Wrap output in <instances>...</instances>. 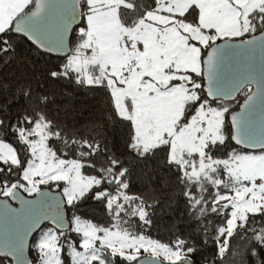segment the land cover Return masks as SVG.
<instances>
[{
	"label": "trees",
	"instance_id": "1",
	"mask_svg": "<svg viewBox=\"0 0 264 264\" xmlns=\"http://www.w3.org/2000/svg\"><path fill=\"white\" fill-rule=\"evenodd\" d=\"M38 1L31 0L11 26L0 31V141L10 145L18 156L17 162L0 157V198L15 205L14 190L19 189L27 196L23 172L30 160V145L25 135L33 137L36 128L43 126L48 150L57 159L77 161L82 165V176L99 180L76 201H65L70 229L59 232L48 223L43 225L61 235L62 241L77 243L82 239L74 231L73 221L79 219L92 222L102 231L142 236L183 254L179 261H163V264H264V204L250 211L243 225L227 233L232 212L227 202L233 191L231 182H227L226 168L220 166L209 178L194 179L186 175L179 163L169 160L168 144L139 154L134 149L133 123L120 115L108 84H85L68 69L70 55L87 40L86 15L92 11L88 0L79 1L81 21L72 33L67 57L43 52L12 31L14 22L32 11ZM121 1L125 6L119 7L117 15L124 28L136 27L163 2ZM198 15L193 6L182 17L194 25L198 24ZM248 20L246 33L240 39L263 32L264 3ZM214 44L202 48V59ZM193 80L199 82V97L186 104L180 125H187L204 103L225 113L223 139L206 147L207 157L223 162L239 154L263 152L238 147L229 123L232 113L240 109L253 89L245 87L231 101L210 100L204 91L203 75H194ZM217 180L222 183L218 184ZM64 184L52 181L41 185L40 191L59 192ZM53 185L57 186L56 190L52 189ZM42 229L33 235L30 264H40V253L32 242ZM100 256L104 264H137L146 257L128 259L106 247ZM62 257V264H75L68 254ZM0 264H13V261L0 254Z\"/></svg>",
	"mask_w": 264,
	"mask_h": 264
},
{
	"label": "rangeland",
	"instance_id": "2",
	"mask_svg": "<svg viewBox=\"0 0 264 264\" xmlns=\"http://www.w3.org/2000/svg\"><path fill=\"white\" fill-rule=\"evenodd\" d=\"M30 1L0 0V31L9 28ZM88 4L92 11L86 15L87 40L70 55L68 69L85 84H108L120 115L133 123L134 149L139 154L168 144L169 160L179 163L186 175L194 179L209 178L224 166L233 191L228 195L227 204L232 212L227 233L234 232L244 224L250 211L264 204V151L239 154L223 162L210 160L205 150L209 144L223 139L225 113L205 103L187 125H180L186 104L199 97V82L193 76L203 73L200 54L208 44L207 38L203 39L196 27L194 34H190V23L173 28L162 24L166 19L158 23L155 20L161 16L154 17L156 13H149L134 28H124L117 15L119 7L125 6L123 1L88 0ZM180 29L188 33L186 44L181 41L185 35ZM195 34L198 37L193 42ZM33 133V137L25 135L30 160L23 172V188L28 197L39 193L41 185L60 181L65 184L59 192L71 203L98 184L95 177L82 176L79 162L59 160L48 150L43 126ZM0 157L11 162L18 159L13 148L1 141ZM56 188L52 186L53 190ZM73 223L74 231L82 237L77 243L62 241L61 235L48 226L36 235L32 243L40 253V264H62V254H68L75 264L100 262L103 247L128 259L145 255L175 262L183 256L142 236L102 231L92 222L79 219ZM100 263L104 264L102 260Z\"/></svg>",
	"mask_w": 264,
	"mask_h": 264
},
{
	"label": "water",
	"instance_id": "3",
	"mask_svg": "<svg viewBox=\"0 0 264 264\" xmlns=\"http://www.w3.org/2000/svg\"><path fill=\"white\" fill-rule=\"evenodd\" d=\"M80 0H39L12 26L16 35L54 57H67L71 36L81 21ZM204 91L210 100L231 101L245 87L252 92L229 118L234 143L252 152L264 150V29L249 39H225L211 46L203 59ZM1 194V191H0ZM13 202L0 198V254L13 264H30L33 235L45 223L59 232L71 228L60 192L41 189L34 196L21 190ZM137 264H163L143 257Z\"/></svg>",
	"mask_w": 264,
	"mask_h": 264
},
{
	"label": "crops",
	"instance_id": "4",
	"mask_svg": "<svg viewBox=\"0 0 264 264\" xmlns=\"http://www.w3.org/2000/svg\"><path fill=\"white\" fill-rule=\"evenodd\" d=\"M263 3L264 0H163L159 8L153 12L156 13L153 16L157 18L161 16L155 21L160 23L161 19L163 21L166 19L167 21L162 24L173 28L183 22L188 23L182 16L194 6L199 11L198 24L190 23L192 25L190 34H194L196 27L201 37L207 38L206 42L210 44L217 43L218 39L239 40L246 33L249 16L260 9ZM185 30L187 31V28ZM179 31L185 35V39L181 41L186 44L188 33L181 29ZM197 37L195 34L191 40L195 42Z\"/></svg>",
	"mask_w": 264,
	"mask_h": 264
}]
</instances>
